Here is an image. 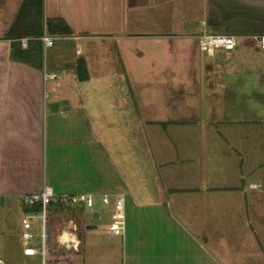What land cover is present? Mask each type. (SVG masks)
I'll use <instances>...</instances> for the list:
<instances>
[{
    "label": "crops",
    "instance_id": "0c3cea01",
    "mask_svg": "<svg viewBox=\"0 0 264 264\" xmlns=\"http://www.w3.org/2000/svg\"><path fill=\"white\" fill-rule=\"evenodd\" d=\"M24 1L0 0V204L46 189L109 195L70 230L50 213L51 254L73 264L92 263L88 243L102 264H264V192L251 187L264 184V50L250 38L264 34V0H44L34 20ZM60 18L69 34L48 31ZM43 20L53 47L30 35ZM203 33L236 47L210 58ZM41 154L44 183L28 190ZM120 195L123 236L108 230ZM21 232L16 252L34 262Z\"/></svg>",
    "mask_w": 264,
    "mask_h": 264
},
{
    "label": "built area",
    "instance_id": "2783aa9c",
    "mask_svg": "<svg viewBox=\"0 0 264 264\" xmlns=\"http://www.w3.org/2000/svg\"><path fill=\"white\" fill-rule=\"evenodd\" d=\"M250 38L260 49L264 50V34H254L250 36ZM40 39L42 40L45 48L53 47L55 44V38L48 35L47 33H45ZM23 44L27 46V40H24ZM235 47L236 38L232 35L203 33L200 38V49L210 58H213L219 50L230 52L233 51ZM58 77V74L45 73L46 80H55L58 79ZM251 187L258 188L260 185L254 184ZM50 201L58 203L61 205L62 209H66L64 214L57 215L60 216L61 220L63 221L61 225H66V227H68L70 230L75 227V223L73 221L75 219L72 213L77 212L80 207L94 208L95 195L81 194L56 196L50 190L46 189L42 192L23 197V202H27L29 204L40 202L43 205V211L39 215L34 213H25L22 220L21 232L23 255L27 257H35L40 255L42 258L41 264H58L51 260V250L48 247L49 221H51L50 212L48 211V204ZM101 202L104 205H109L111 202V197L109 195H103L101 196ZM125 205V195H120L115 199V211L112 215L108 230L117 236H123L126 231ZM37 217L41 218L43 222L41 226L42 231L40 233L34 231V223ZM69 230H67V233ZM65 235L68 237L67 234ZM65 235H63V233L60 234L58 244L61 248L62 246L69 244L67 240H65ZM69 236H72V234L69 233ZM38 239L41 240L40 248L35 245V242ZM78 243V241H75L74 246H76ZM60 251L61 250L57 249L53 252V254H58ZM0 264H4V260L1 255Z\"/></svg>",
    "mask_w": 264,
    "mask_h": 264
},
{
    "label": "rangeland",
    "instance_id": "374dc122",
    "mask_svg": "<svg viewBox=\"0 0 264 264\" xmlns=\"http://www.w3.org/2000/svg\"><path fill=\"white\" fill-rule=\"evenodd\" d=\"M97 62L99 63V61L96 59V62H94V63L97 64ZM146 62L148 63V61H146ZM131 68H134V60L131 62ZM69 86H72V85L69 84ZM66 91L72 93V95L79 96L81 94L80 90L76 91V90H74V88L71 90L66 89ZM61 94L62 95L64 94L63 90H61ZM108 95L110 97L112 94H108ZM128 95L129 94H127V96ZM158 95L159 96L155 97L156 100L161 99L163 94H158ZM125 96H126V94H123V93L117 94V98L119 99L121 97V101L122 100L124 101V102L122 101V104H127ZM145 97H147V94H145ZM38 105L39 104H37V106ZM104 105L105 104H103V106ZM118 106H119V103H118ZM122 108H123V110L128 112V108L126 105H123ZM105 109H107V112H106L107 117H110V119H112L114 116L116 117V114H115L116 109L114 107V104L105 105ZM40 114H39V122L42 121ZM123 125H124V123H123ZM36 135H37V133H36ZM36 150L39 154V149L37 147H36ZM39 164L45 165V158L42 156V154L39 158H38V156L36 157V165H34L33 170L29 171L27 169L28 176H27L26 180H27L28 190L39 189L44 183L45 169H44V167H42ZM257 189H261V190L263 189V192H264V184H263V187H262V185H260V187H258ZM27 195H31V194L30 193L25 194L24 196L21 197V200L19 198V200H20L19 202H17L18 198H16L15 199L16 201L12 200V201H15L12 204H10V202L8 200L5 204H3V205L0 204V254L3 255V257L5 259V263H7L10 258H11L10 261H12L13 264H41L42 263V258L40 255L32 257V259H35L34 262H32V261L29 262V260H27V258L24 259V258L18 256V254L16 252L17 248H15V245L13 244V242H15L16 240L19 239V232L21 231L22 220H23V217L25 215V212L23 211V209L21 207L22 206V200H23V197H25ZM263 196H264V194H263ZM0 202H1V200H0ZM97 202L101 203L100 198L95 196V203H97ZM92 210H95V209L94 208L88 209V212H89L88 215L89 216H90V213L92 212ZM251 211H254L253 206L251 207ZM58 218L59 217H57V219ZM57 219L53 218V223L56 224ZM58 220H60V218ZM42 223L43 222H42L41 218L37 217L35 220V223H34V226H35L34 231L35 232L40 233L42 231L41 230ZM98 232L103 233V232H101V229H99ZM98 232H95V233L99 234ZM103 234H105V233H103ZM117 240H118L117 245L119 246V253H120V256L122 257V254H123V252H122V250H123L122 249V241H121V238H118V237H117ZM35 245L40 248L41 247V240L38 239L35 242ZM87 247L90 249V251L87 254L89 256L90 261L92 262L91 264H102L103 260L105 258V255L103 254V252L98 255L99 260H97V255L94 253V249L91 248L92 244L88 243ZM63 252H65V250H63ZM59 254H60V252H59ZM79 257H82V253H81V255H77V257H76L78 264H80V262H82V260L80 261ZM116 257L118 258L117 255H116ZM14 260L16 262H14Z\"/></svg>",
    "mask_w": 264,
    "mask_h": 264
},
{
    "label": "trees",
    "instance_id": "16d2710c",
    "mask_svg": "<svg viewBox=\"0 0 264 264\" xmlns=\"http://www.w3.org/2000/svg\"><path fill=\"white\" fill-rule=\"evenodd\" d=\"M43 7H44V0H25L23 7H22V12L24 11H28V13L31 14L32 16V20L34 19H40V17H42L43 15ZM36 21V20H35ZM38 22V21H37ZM45 24L47 26L48 31H52V33L54 34H69L70 28L67 26L68 24L66 23V21L64 19H52V20H47L45 21ZM38 25V24H37ZM41 30L34 28V30H30V35H35L38 37H41L44 33V20L43 23L41 24ZM18 26V25H17ZM16 28V26H15ZM14 28V29H15ZM42 42V40H41ZM43 44V42H42ZM44 45V44H43ZM42 49V48H41ZM42 55V50L41 53ZM83 65V64H82ZM85 68V66L83 67ZM24 212L25 213H34V214H41L43 211V205L40 202H36L34 204H29L27 202H24ZM80 210V209H79ZM77 210V212L79 211ZM48 211L50 213H54V214H64L66 212V209H62L61 205H59L58 203H54L53 201H50L48 204ZM56 212V213H55ZM77 212H73V216H77ZM51 260H53L55 263L58 264H73V259L75 258V256L69 252V251H65L62 253L60 252V254H51Z\"/></svg>",
    "mask_w": 264,
    "mask_h": 264
},
{
    "label": "water",
    "instance_id": "95a60500",
    "mask_svg": "<svg viewBox=\"0 0 264 264\" xmlns=\"http://www.w3.org/2000/svg\"><path fill=\"white\" fill-rule=\"evenodd\" d=\"M67 239L66 235H65V240Z\"/></svg>",
    "mask_w": 264,
    "mask_h": 264
}]
</instances>
